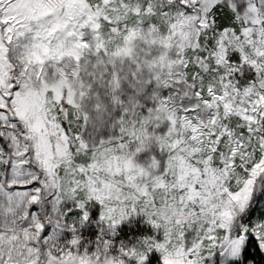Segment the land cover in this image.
Masks as SVG:
<instances>
[{
	"label": "snow or ice",
	"instance_id": "snow-or-ice-1",
	"mask_svg": "<svg viewBox=\"0 0 264 264\" xmlns=\"http://www.w3.org/2000/svg\"><path fill=\"white\" fill-rule=\"evenodd\" d=\"M0 264H264V0H0Z\"/></svg>",
	"mask_w": 264,
	"mask_h": 264
}]
</instances>
